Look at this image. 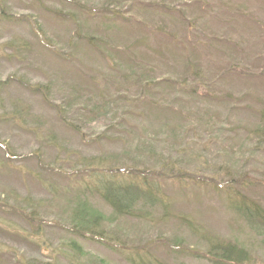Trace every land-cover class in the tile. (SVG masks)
I'll list each match as a JSON object with an SVG mask.
<instances>
[{
  "label": "rangeland",
  "instance_id": "obj_1",
  "mask_svg": "<svg viewBox=\"0 0 264 264\" xmlns=\"http://www.w3.org/2000/svg\"><path fill=\"white\" fill-rule=\"evenodd\" d=\"M0 11L15 21H0V264H125L79 237L96 220L161 263L211 264L217 240L264 264V237L229 205L232 190L264 209V0ZM120 167L153 171L165 207L120 217L82 191L85 171Z\"/></svg>",
  "mask_w": 264,
  "mask_h": 264
},
{
  "label": "trees",
  "instance_id": "obj_2",
  "mask_svg": "<svg viewBox=\"0 0 264 264\" xmlns=\"http://www.w3.org/2000/svg\"><path fill=\"white\" fill-rule=\"evenodd\" d=\"M0 11V21L15 22ZM22 18H18L20 22ZM25 22V20H24ZM217 53V51L215 52ZM264 118V117H263ZM100 168V167H97ZM105 169V168H100ZM87 179L91 185H82L83 192H90L103 201L115 215L120 217H132L137 211L136 208L153 209L162 205L160 190L155 181H151L153 171H135L126 168H111L106 170L89 169L85 171ZM157 173V172H156ZM232 183V182H231ZM240 185V184H239ZM229 205L242 219L247 222L249 228L258 236L264 237V209L258 204L247 199L239 191L229 190ZM163 206V205H162ZM165 207V206H163ZM188 228L197 235L196 226L189 220L183 218ZM98 220L94 221L92 229L88 232L78 234L79 237L89 239L94 242H110L118 255L123 257L125 264H165L153 258L148 247L132 248L119 247L116 241H113L102 231L97 232L99 226ZM195 226V227H194ZM95 229V230H94ZM70 232H75L71 231ZM210 252L206 255L212 259L211 264H246L248 257L246 252L221 241L214 240L210 243ZM249 263H251L249 261Z\"/></svg>",
  "mask_w": 264,
  "mask_h": 264
}]
</instances>
